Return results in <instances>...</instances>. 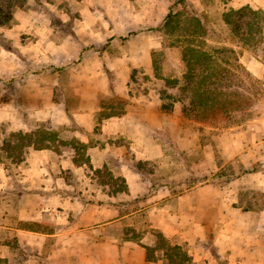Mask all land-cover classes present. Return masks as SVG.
I'll list each match as a JSON object with an SVG mask.
<instances>
[{"label": "crops", "instance_id": "0c3cea01", "mask_svg": "<svg viewBox=\"0 0 264 264\" xmlns=\"http://www.w3.org/2000/svg\"><path fill=\"white\" fill-rule=\"evenodd\" d=\"M174 1L33 0L0 26V262L53 263L62 241L88 240L86 264H173L164 240L185 246L191 264H264V129L254 123L205 144L181 105L164 108L150 85L132 90L136 69L156 79V17ZM216 2L264 9V0ZM58 18L70 20L71 33L57 36ZM23 96L34 98L26 110L38 118L67 121L62 143L26 146L12 170L2 145L7 133L29 129ZM117 97L123 105H110ZM206 159L207 174L193 170Z\"/></svg>", "mask_w": 264, "mask_h": 264}, {"label": "rangeland", "instance_id": "374dc122", "mask_svg": "<svg viewBox=\"0 0 264 264\" xmlns=\"http://www.w3.org/2000/svg\"><path fill=\"white\" fill-rule=\"evenodd\" d=\"M30 1L33 2V0H28V2ZM37 3L38 0L34 2V5H37ZM62 7L69 9L72 6L69 1H63ZM230 10L231 8L228 7L222 9V4L218 5L216 0H175L169 24H166L168 15L156 17L160 19L158 24L154 26L159 43L157 49L154 51L156 79L150 82V79L140 74L138 69L134 71L136 76L134 75L132 90L147 91L150 85L157 90L159 96L163 99V105L168 109L172 108L175 104L183 107V103L179 100V89L183 83V74L187 69L182 59V53L184 47L189 44L188 39L194 38L196 45H201L215 57L225 69V74L218 75L216 78L217 83L215 84L216 90H218L219 96H221V102L217 105L221 113L205 118L185 115L189 119L194 120L192 122L193 127L200 128L205 144H209L218 135L228 136L231 131H245L249 125L254 123H259L257 125L264 129V9H260L261 12L258 14L246 11L244 18L249 19L253 24V28L249 31L247 30V35H245L246 40L240 38L233 31L232 26L225 21L224 13ZM54 23L57 26H61L57 36L63 37L66 33H71L70 20L63 21L62 18H58L54 20ZM132 34L134 32L129 33V35ZM58 70H63V68H52V71ZM173 79H180L181 83L177 85L173 84ZM77 97L79 98L77 95L71 100L74 101V105L81 103L79 101L75 102ZM19 98V103L21 104V106L19 104L21 109L19 115L20 118H24V121L29 125V129L26 131L20 129L6 134L7 136L9 135V139L2 147L9 153V156L13 157L11 158L13 164L10 165L12 170L16 169L18 162L22 160L21 156L26 146H30L37 139H41L39 143L45 145H58V139L62 143V126L67 121L62 115L57 118L52 116V112H46L44 116L41 113V115L39 114L40 118H38L37 113L26 110L32 104L31 101L34 98L29 99L25 96ZM110 101H113L110 103L112 106H122L124 103V100H119L118 97L110 98ZM22 107L25 109L23 110ZM226 110L230 112H225ZM197 121L201 124H197ZM193 127L190 126L191 129H194ZM17 132L26 135L21 142L19 141L20 136L16 135L18 134ZM65 135V137L70 139L72 144H75L80 149L82 148L80 142H77L78 140L71 136L72 132L65 131ZM28 143L30 144L27 145ZM68 144V142H65V145ZM205 151L206 153H210L211 149L205 148ZM194 161L193 170L201 168V170L205 171V174L208 173V159L204 160V162ZM245 169L242 166L238 171L242 172ZM236 171L234 170V172ZM98 172L104 173L106 179H111L108 169L104 168L103 172L102 170ZM16 178L17 176H14V180ZM117 181L121 187L123 180L119 178ZM81 193L82 191H79L78 195L86 201L89 200L90 195L88 192H85L84 195ZM12 213L13 209L11 207L10 215ZM128 233L136 237L141 234L138 231L132 232V230ZM159 237L161 238L162 235L159 234ZM92 242L88 240L62 241L63 246L60 249V253H55V255H59V258H55L52 263V258L45 257L43 264H86L88 259L86 253L91 251L90 248H87V244H91ZM158 245L168 248L172 244H168L167 241L162 240ZM182 247L183 250L186 249L185 246L182 245ZM18 252L23 256L30 255V253L20 247ZM0 264L20 263L18 261L16 263L0 262Z\"/></svg>", "mask_w": 264, "mask_h": 264}, {"label": "trees", "instance_id": "16d2710c", "mask_svg": "<svg viewBox=\"0 0 264 264\" xmlns=\"http://www.w3.org/2000/svg\"><path fill=\"white\" fill-rule=\"evenodd\" d=\"M183 1V0H180ZM28 0H0V26L9 25L13 19V11L17 6H25ZM173 6V4H172ZM167 14L168 19L166 24L171 21V11ZM246 11L252 14H258L260 9L246 5L239 9H231L224 13L225 21L232 26L233 31L240 37L246 40L247 32L253 28V24L249 19H245ZM248 30V31H247ZM194 34V33H192ZM188 46L184 47L182 59L186 64V71L183 74L182 85L180 86V101L183 103L182 111L186 116H194L205 118L207 116H214L221 111L217 105L221 102L218 90L215 84L217 83V76L225 74L224 67L213 57L209 51L204 49L201 45L195 44V39H188ZM173 84L181 83L180 79H173ZM164 108H167L164 106ZM225 112H230L226 110ZM224 112V113H225ZM18 133V132H17ZM20 136L19 141L23 140L26 135L19 132L16 134ZM38 140V139H37ZM34 145L38 148L45 146L43 143ZM28 143L27 145H29ZM39 145V146H38ZM182 245H169L165 250L166 257L173 264H191V257L188 252L182 249ZM148 258H153L155 247L147 246Z\"/></svg>", "mask_w": 264, "mask_h": 264}]
</instances>
